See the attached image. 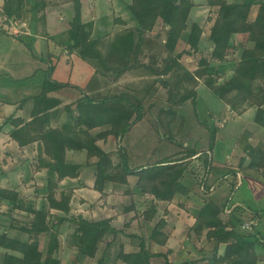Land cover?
I'll use <instances>...</instances> for the list:
<instances>
[{
    "label": "trees",
    "instance_id": "trees-1",
    "mask_svg": "<svg viewBox=\"0 0 264 264\" xmlns=\"http://www.w3.org/2000/svg\"><path fill=\"white\" fill-rule=\"evenodd\" d=\"M28 2L3 0L0 15L4 24L24 20L26 12L31 11L26 8ZM69 2L71 14L66 20V41L62 44L54 41L62 51L54 56L52 64L61 55L74 54L88 65L89 78L80 85L46 80L31 97L29 110L22 116L4 117L0 124V134L6 135L19 151L36 147L37 166L29 180L34 182V199H41L37 208L33 199L29 200V195L17 187H0V229L3 230L0 264H62L64 246L75 252L72 264H85L87 260H93L94 264H264V236L251 232L261 214L239 210L229 200L221 209L210 204L209 195L214 188L207 184V177L212 163V140L218 129L205 122L198 123L195 112L196 88L204 85L235 117L254 108L253 123L264 130V104L260 103L264 100V0H125L123 10L132 24L128 26L120 17H114L112 24L121 28L112 32L102 25V29L95 27L94 19L84 21L80 0ZM42 4V0H34L32 11L39 13ZM200 6L208 8L201 24L190 18V11ZM0 32L6 31L0 28ZM205 43L208 48L204 47ZM46 53L47 59H52L53 54L49 50ZM180 60L192 68L186 80L188 90L181 94L174 89L180 78V74L176 75L182 67ZM136 73L155 79L144 81L149 87L143 91L118 83L123 75ZM157 84L166 91L168 107L160 109L155 120L166 110L176 115L189 105L192 110L189 126L205 133L207 144L197 150L173 139L170 142L176 150L170 155L155 164L130 168L121 140L142 120L143 101ZM104 90L106 93L102 94ZM128 108L127 114L124 111ZM245 136L244 140L238 139L245 154L238 160L239 169L245 168L248 158L246 168L253 171L257 168L260 178H255L262 177L264 181V142L252 146L251 132H245ZM109 142L114 143L112 151L107 149ZM71 153L84 154V165L93 169L91 189L99 194L98 200L111 213L123 198L131 199L133 214L122 229L112 225L115 214L97 220L70 214L73 189L66 192L59 184L80 174L81 165L73 161ZM90 159L95 161L89 163ZM194 159H203L200 168H194L200 171L199 174L189 171L194 181L185 186L183 180ZM45 167L49 171L41 172ZM118 173L136 175L131 183L121 186L114 181ZM237 175L233 170L219 178L233 177L230 196L239 185ZM137 194L142 197L141 203L133 199ZM110 196L113 203L107 204ZM175 199L181 209L196 206L186 236L190 239L192 234L210 246L209 250H194L200 255L197 259L178 256V262L169 260L170 255L177 257L176 251L168 246L169 211L164 209L159 215V205H170ZM140 205L144 206L141 212ZM244 212H248L247 230L242 229ZM135 219L152 225L148 243L137 234H128L129 239L136 237L139 241L136 249L125 252L120 244L117 255L109 262L111 245ZM63 228L66 235L62 243ZM9 231H14L15 236ZM42 240H45L43 248ZM181 250L180 247L178 252Z\"/></svg>",
    "mask_w": 264,
    "mask_h": 264
},
{
    "label": "rangeland",
    "instance_id": "rangeland-1",
    "mask_svg": "<svg viewBox=\"0 0 264 264\" xmlns=\"http://www.w3.org/2000/svg\"><path fill=\"white\" fill-rule=\"evenodd\" d=\"M42 1V10L36 14L31 9L34 5V0H29L26 8L31 11H27L25 19L20 22H12L9 25H5L4 17L0 15V28L6 31L4 33L0 32V110L5 115H10V113L16 111V116H22L23 112L29 110L32 105L31 97L39 91V88L48 79L61 83L69 82L80 85L89 78L90 69L88 65L78 60L74 54L71 56L61 55L56 64H52L54 56H58L62 51V47L55 45L54 41L59 44L66 41L65 35L67 36L68 29L66 20L71 14L70 2L69 0ZM2 3L3 0H0V5ZM80 3L83 20L94 19L95 27L100 26V29H102V26H104L106 31L109 32L120 29V26L112 24L114 17H120L127 22L128 26L132 24L128 13L123 10L125 0H80ZM207 13V7H195L190 11V18L201 24ZM40 17L42 18L40 19ZM102 17H106V19L101 20ZM204 47L208 48V44L205 43ZM47 50L53 54L52 59H47ZM179 62L182 67L177 70L176 75L180 74V78L176 82L174 89L181 94L186 93L188 90L186 80L192 68L188 67L187 63H184L183 60ZM51 65H54V67L52 70H49ZM154 79L153 76L148 77L138 73L134 76L133 74H125L120 78L118 83L121 86L127 85L143 91L145 87H149L145 82H152ZM196 92L198 95L195 104L197 122H205L211 127L216 126L218 129L216 137L212 140V163L207 177V184L214 186L213 192L209 195L211 197L210 204L215 209H221L224 203L229 200V204L233 207L238 206L239 210L245 209L247 211V208L261 214V219L253 224L251 232L255 236H264V184L260 180L253 178L260 176L257 168L254 171L246 168V166L244 169H239L238 162L241 157H245L242 151L243 144H239L238 139L241 137L244 140L246 137L245 132H251L256 135L255 132H260L261 129L253 123L252 113H247L242 117H235L204 85H199L196 88ZM105 93L106 90L102 92V94ZM166 96L165 89L158 84L155 85L143 101L145 113L142 120L137 122L122 138L121 146L127 153L130 168L155 164L164 156L170 155L176 150V146L170 142L173 139H176L177 142L182 143V145L188 148L201 150L206 147L207 141L204 140L205 133L203 134L201 130H193L189 126L192 123V110L189 105L178 110L176 115L166 110L155 120L157 112L162 108L168 107V104L165 102ZM260 103L264 104V100L261 99ZM129 109L124 112L128 114ZM3 118V116L0 118L1 123L3 122ZM182 123H184L183 126ZM254 139H256L255 136L254 138L252 137L253 142ZM107 149L114 150V143L109 142ZM36 155L38 154L35 146L21 152L6 135L0 134V187H17L22 193L29 195V200L33 199V204L39 208L41 199H34L32 194L35 188L32 184L34 182L29 180L30 175L35 174L34 168L37 166V162L35 161ZM69 156L74 162L81 165L80 174L76 179H65L59 184L60 189L66 192L73 189L70 214L73 216L81 215L88 220H97L115 214V220L112 222V225L117 229H122L123 225L133 214L131 211V199L128 197L123 198L111 213L108 206H104L103 201L98 200L99 194L91 189L93 169L90 165H84V154L76 155L71 153ZM202 160L194 159L191 161L187 169L188 172L185 174L183 185L190 186L193 183L194 175L189 171L199 174L200 170L194 168H198V166L200 168ZM246 160L248 163V158ZM94 161V159H90L89 163H93ZM40 170L47 173L49 168L45 167ZM233 170H236L238 173L237 182L239 185L235 186V190L230 196V182L234 180L233 177L228 176L226 180L219 178ZM252 173L253 175L250 176ZM134 175L136 174L125 176L118 173L114 176V181L123 186L131 183L134 180ZM38 182L41 183V181ZM107 189H111L110 184L107 186ZM135 197L133 198L134 201L141 203L142 197L138 194ZM178 197L179 195H177ZM111 198L110 196L107 199V204L113 203ZM176 201L177 199L170 205H159V215L162 214L164 209L169 211V215L166 217V230L171 234L168 246L176 249L181 247L183 252L182 259L185 256L190 259H197L200 255L194 252V250L197 251L201 248L205 251L209 250L210 246L206 245L204 239L197 240L192 234H190V239L186 236L188 232L187 228L193 221L192 216L196 212V208H194L196 206L189 205L185 210L178 207ZM192 201H196V199ZM138 210L141 212L144 210V206L140 205ZM241 218L244 224H249L248 212H244ZM151 227L152 225L147 224L143 219L139 221L136 219L132 220L130 228L128 230L124 229L123 233L117 236L116 241L108 250L110 256L109 262L117 255L120 244L123 246L125 252L136 249L139 241L136 237L129 239L127 237L128 234H137L148 243ZM2 231L0 229V232ZM9 234L15 236L14 231H9ZM65 235L66 230L63 228L60 235L62 243L64 242ZM42 241L41 247L43 248L45 240ZM101 249L102 247H100L97 257H99ZM188 249L191 250L189 256L184 254ZM61 252L62 264H72L75 252L66 249L65 246ZM178 259V257H173V255L169 256L170 261L178 262ZM1 260L2 251H0V263ZM153 261L157 262L158 259H154ZM85 264H94V261L87 260Z\"/></svg>",
    "mask_w": 264,
    "mask_h": 264
},
{
    "label": "crops",
    "instance_id": "crops-1",
    "mask_svg": "<svg viewBox=\"0 0 264 264\" xmlns=\"http://www.w3.org/2000/svg\"><path fill=\"white\" fill-rule=\"evenodd\" d=\"M255 112V110H254V108H250V109H248L242 116H244L245 114H247V113H252V119H253V117H254V115H253V113ZM9 117V116H15V117H17V116H19V115H17L16 116V111H13L12 113H10V115H5L4 113H2L1 112V110H0V118L1 117ZM242 116H240V117H242ZM0 124H1V122H0ZM261 129V128H260ZM262 132V133H261ZM255 134L256 135H254L253 133H251V136H250V139H249V143L252 145V146H255V145H258V143H262V142H264V130L263 129H261V131L260 132H255ZM261 134H262V136H261ZM254 136H255V138L256 139H254V142H253V140H252V137L254 138ZM244 154V153H243ZM245 166L247 165V160L245 161V164H244ZM263 172H264V168H263V170H262ZM253 178H255V177H253ZM256 179H258V178H256ZM261 179H263L262 177H261ZM261 179H258V180H260L263 184H264V181L263 180H261ZM255 180V179H254ZM257 181V180H256ZM213 188H214V186H213ZM177 198V197H176ZM189 206V205H188ZM246 210L247 211H249L250 209H247L246 208ZM256 222V221H255ZM254 222V223H255ZM253 223V224H254ZM171 248V247H170ZM174 251H176V256L178 257H180L181 258V256H182V254H183V252H182V250L181 251H179L178 252V248L176 249V248H172ZM188 251H190V249H188V250H186L185 251V254H187V252ZM178 252V253H177ZM182 259V258H181Z\"/></svg>",
    "mask_w": 264,
    "mask_h": 264
},
{
    "label": "built area",
    "instance_id": "built-area-1",
    "mask_svg": "<svg viewBox=\"0 0 264 264\" xmlns=\"http://www.w3.org/2000/svg\"><path fill=\"white\" fill-rule=\"evenodd\" d=\"M249 228V224L247 225V224H244L243 226H242V229H248Z\"/></svg>",
    "mask_w": 264,
    "mask_h": 264
}]
</instances>
